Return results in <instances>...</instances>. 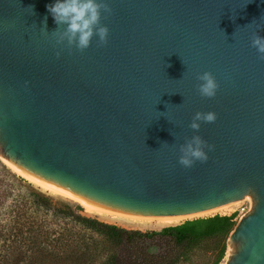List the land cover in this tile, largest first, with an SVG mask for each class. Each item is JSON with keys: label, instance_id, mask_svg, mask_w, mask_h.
I'll return each mask as SVG.
<instances>
[{"label": "water", "instance_id": "1", "mask_svg": "<svg viewBox=\"0 0 264 264\" xmlns=\"http://www.w3.org/2000/svg\"><path fill=\"white\" fill-rule=\"evenodd\" d=\"M54 2L0 0L2 160L126 215L178 217L248 198L226 264H264V58L252 46L264 0H106L108 42L94 37L82 52L57 43ZM205 72L219 85L211 99L199 93ZM197 112L217 120L194 131ZM196 135L212 150L185 168L180 147Z\"/></svg>", "mask_w": 264, "mask_h": 264}, {"label": "trees", "instance_id": "2", "mask_svg": "<svg viewBox=\"0 0 264 264\" xmlns=\"http://www.w3.org/2000/svg\"><path fill=\"white\" fill-rule=\"evenodd\" d=\"M83 213L0 165V264H178L205 242L215 243L220 264L237 226L236 214L216 215L143 233Z\"/></svg>", "mask_w": 264, "mask_h": 264}, {"label": "clouds", "instance_id": "3", "mask_svg": "<svg viewBox=\"0 0 264 264\" xmlns=\"http://www.w3.org/2000/svg\"><path fill=\"white\" fill-rule=\"evenodd\" d=\"M47 11L53 17L58 26L53 32L58 44L67 42L69 48L75 47L79 51H84L91 46L94 37H98L101 45L108 42L109 29L101 24L102 14L110 15L112 9L106 0H55L53 4L47 6ZM46 24V18H45ZM259 29V25L257 26ZM62 29V30H61ZM252 46L257 49L261 58H264V36L254 35ZM60 53L57 52L59 57ZM199 93L206 98H214L219 85L215 77L210 72H205L198 77ZM217 115L214 112H197L190 125L194 131H199L201 122L214 123ZM212 146L207 144L199 135L193 136L181 145L179 163L185 168H191L199 161L206 163L209 159L208 151ZM255 257V253H253Z\"/></svg>", "mask_w": 264, "mask_h": 264}, {"label": "rangeland", "instance_id": "4", "mask_svg": "<svg viewBox=\"0 0 264 264\" xmlns=\"http://www.w3.org/2000/svg\"><path fill=\"white\" fill-rule=\"evenodd\" d=\"M0 165L5 166L11 173H14L16 175V177L18 179H22L24 182L32 184L31 182H29L28 180H26L25 178H23L22 176H19L18 174H16L15 172L12 171V169L9 168V166L2 160V158L0 157ZM34 187H36L37 189H39L42 192L48 193L44 190H42L41 188H39L38 186L32 184ZM50 194V193H48ZM52 195V194H50ZM57 199H60L62 201H65L71 205H79L78 203H76L73 200H70L68 198L65 197H61L59 195H52ZM244 202L240 207L236 208L237 210H235L233 213L229 214V215H222V214H214V215H203V216H196L193 215L191 217H185L182 221H179L177 223H173V224H159V223H135L132 221H128V220H124V219H114V218H108V217H102V216H97V215H91L86 213V211L84 210V215L88 216V217H94L97 218L98 220L110 224V225H114L117 227H120L122 229H126V230H132V231H140L143 233L146 232H160L162 231L164 228L170 227V226H176L179 224H182L186 221H190V220H195V219H199V218H208V217H213L216 215H221V216H231L233 214L237 215L236 218V223L237 225L239 224V222L241 221V219L246 215H242L240 216L239 210L243 207V205H247V206H251V201L246 198L243 199ZM80 206V205H79ZM249 206V207H250ZM227 246V250H226V254L224 259L222 260V262L220 264H226L227 260H228V241L226 243ZM179 252L181 250H178ZM183 253V252H182ZM123 258H128L129 254L127 253V250H124L122 252ZM217 255H218V249L217 246L215 245V243H211V242H205L202 243L201 245H199L198 247L195 248H190L186 253H183V256L180 259V262L178 264H215L216 260H217ZM129 264V263H127Z\"/></svg>", "mask_w": 264, "mask_h": 264}, {"label": "bare ground", "instance_id": "5", "mask_svg": "<svg viewBox=\"0 0 264 264\" xmlns=\"http://www.w3.org/2000/svg\"><path fill=\"white\" fill-rule=\"evenodd\" d=\"M10 168V167H9ZM12 169V168H10ZM13 172H15L16 174L20 175L18 172H16L15 170L12 169ZM23 178H25L26 180H28L29 182H31L32 184L38 186L39 188H41L42 190L52 194V195H59L61 197H65L68 198L70 200L75 201L76 203H78L88 214L91 215H97V216H102V217H108V218H114V219H124V220H128V221H132L135 223H159V224H173V223H177L179 221H182L185 217H191L193 215L196 216H203V215H214L216 213L218 214H222V215H229L231 213H233L235 210H237L236 208L240 207L244 202L248 201H238L232 204H229L227 206L224 207H220L217 209H213L210 211H206V212H202V213H196V214H190V215H184V216H178V217H149V216H134V215H126V214H122L119 212H115L112 210H108V209H104L101 207H97L94 205H89V204H85L71 196H68L64 193H61L59 191H56L52 188H49L45 185H42L38 182H35L25 176H22ZM228 255V254H227Z\"/></svg>", "mask_w": 264, "mask_h": 264}, {"label": "built area", "instance_id": "6", "mask_svg": "<svg viewBox=\"0 0 264 264\" xmlns=\"http://www.w3.org/2000/svg\"><path fill=\"white\" fill-rule=\"evenodd\" d=\"M249 206L243 205V207L239 210L240 216L245 215V214H247L250 211V207Z\"/></svg>", "mask_w": 264, "mask_h": 264}]
</instances>
